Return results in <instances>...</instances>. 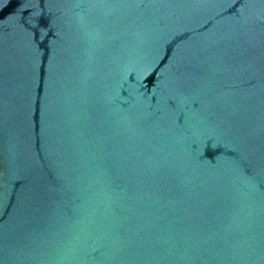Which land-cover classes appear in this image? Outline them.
<instances>
[{
  "label": "water",
  "instance_id": "obj_1",
  "mask_svg": "<svg viewBox=\"0 0 264 264\" xmlns=\"http://www.w3.org/2000/svg\"><path fill=\"white\" fill-rule=\"evenodd\" d=\"M0 264H264V0H0Z\"/></svg>",
  "mask_w": 264,
  "mask_h": 264
}]
</instances>
